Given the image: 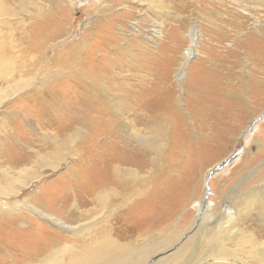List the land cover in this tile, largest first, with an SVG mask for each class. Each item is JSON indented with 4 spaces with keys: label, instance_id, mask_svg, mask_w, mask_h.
<instances>
[{
    "label": "bare ground",
    "instance_id": "6f19581e",
    "mask_svg": "<svg viewBox=\"0 0 264 264\" xmlns=\"http://www.w3.org/2000/svg\"><path fill=\"white\" fill-rule=\"evenodd\" d=\"M75 1L0 0V100L17 92L54 129L40 149L25 150L13 130L16 109L0 112V264H264V238L250 230L264 229V178L240 180L226 196L206 190L199 219L170 229L188 184L169 161L187 148L189 129L170 87L125 77L124 63L136 67L142 59L120 44L127 31L118 2L90 11L96 15L75 39ZM139 26L131 24L136 33ZM153 36L162 32L145 38ZM257 56L264 67L263 52ZM192 79L190 102L217 129L215 139L236 133L252 114L242 91L208 68ZM63 99L84 108L55 122L50 114ZM167 111L180 124L173 133L163 122L152 127ZM67 159L51 181L32 167L56 170ZM38 178L39 188L25 193Z\"/></svg>",
    "mask_w": 264,
    "mask_h": 264
},
{
    "label": "rangeland",
    "instance_id": "374dc122",
    "mask_svg": "<svg viewBox=\"0 0 264 264\" xmlns=\"http://www.w3.org/2000/svg\"><path fill=\"white\" fill-rule=\"evenodd\" d=\"M116 1L117 11L123 12L121 26L127 31L126 39L120 44L131 50L133 55L136 54V59H142L136 67L124 63L127 66L123 72L127 75L125 77L134 84H149L154 89L162 84L170 87L177 109L189 129V138L184 136V142L188 140V143H185L187 148L180 155L182 158L172 156L169 161L175 167L174 174L180 172L188 180L185 179L188 186L180 196L183 202L172 219L170 229L177 224L188 228L194 220L199 219V203L204 199L206 190L209 191L207 196L212 195L211 190L215 195L226 196L240 180L247 178L250 183L264 178V67L260 68L257 61L259 51L264 56V46L260 43V40L264 41V0ZM107 3V0L75 1L72 16L74 29L71 28L75 39L80 38L89 20L96 15L90 14V11ZM136 22L140 24L138 33L131 28V24ZM154 29L162 32V38L153 36L149 41L145 35L148 37ZM133 33L137 34V39L132 37ZM208 43L213 45L212 52L208 49ZM145 55L149 58L141 57ZM161 59L171 66L169 72H163L160 68V64L164 66ZM207 68L242 91L247 106L252 110L236 133L217 139V129L210 127L207 119H200L196 110L198 107L190 102V96L194 93L190 86L192 74L196 69ZM69 89L67 85L59 90L67 94ZM18 97L17 92L3 97L0 112L10 105L15 108L20 122H14L12 126L22 140V148L40 149L42 144L48 142L45 135L54 134V129L40 122L39 105L17 100ZM83 108L82 104L63 99L50 116L54 117L55 122L64 121ZM164 114L165 119L157 120L152 127L163 122L165 129L173 133L180 125L179 121L172 111ZM149 132L159 137L157 130L151 129ZM102 140L103 135L99 134L97 144ZM124 142L128 143L126 140ZM8 154L13 156V151H8ZM68 162L69 159L63 161L56 170L41 162L32 167L35 172L44 173L41 178L51 181L65 169ZM41 178L24 187V192L37 190ZM223 186H226L225 189ZM47 224L52 229H59L51 223ZM250 230L257 234L259 232L258 235L264 238V229L258 227Z\"/></svg>",
    "mask_w": 264,
    "mask_h": 264
},
{
    "label": "water",
    "instance_id": "95a60500",
    "mask_svg": "<svg viewBox=\"0 0 264 264\" xmlns=\"http://www.w3.org/2000/svg\"><path fill=\"white\" fill-rule=\"evenodd\" d=\"M212 173V171L210 172V174Z\"/></svg>",
    "mask_w": 264,
    "mask_h": 264
}]
</instances>
